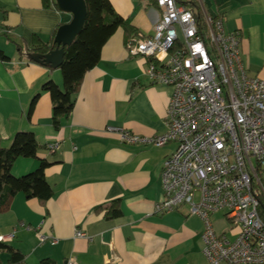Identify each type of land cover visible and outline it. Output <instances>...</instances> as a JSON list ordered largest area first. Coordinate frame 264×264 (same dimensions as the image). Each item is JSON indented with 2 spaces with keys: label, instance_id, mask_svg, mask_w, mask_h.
<instances>
[{
  "label": "crops",
  "instance_id": "obj_1",
  "mask_svg": "<svg viewBox=\"0 0 264 264\" xmlns=\"http://www.w3.org/2000/svg\"><path fill=\"white\" fill-rule=\"evenodd\" d=\"M111 2L117 13L132 18L130 36L154 32L160 10L150 0ZM201 3L208 14L224 18L226 31L241 33L244 67L250 76L264 79V0ZM70 19L43 0H0V48L10 57L0 59V144L9 146L18 131L34 132L42 146L38 156L19 158L13 173L33 171L47 160L45 174L53 188L48 200L18 193L0 212V236L15 232L9 242L26 255L27 264L45 258L57 264L70 258L78 264H210L203 252L204 222L190 213L189 204L170 213L155 211L164 196L163 162L177 143H130L119 131L107 129L113 125L147 137L167 131L173 88L151 83L144 58L129 54L130 36L123 27L104 45L99 63L82 80L73 111L55 128L51 96L42 86L49 79L62 85L61 70L27 59L16 42L32 48L38 36L52 43ZM50 144L55 149H47ZM115 201L122 213L111 218L108 211ZM212 221L230 240L239 232L225 211L215 213ZM77 229L93 239L77 237ZM39 232L57 237L58 243L40 245ZM7 260L2 253L0 262Z\"/></svg>",
  "mask_w": 264,
  "mask_h": 264
},
{
  "label": "built area",
  "instance_id": "obj_2",
  "mask_svg": "<svg viewBox=\"0 0 264 264\" xmlns=\"http://www.w3.org/2000/svg\"><path fill=\"white\" fill-rule=\"evenodd\" d=\"M155 1L160 18L154 32L135 33L126 46L131 56L144 58L152 84L173 88L167 131L147 137L113 125L107 129L130 143H177L163 162L164 196L155 211L189 204L204 222L203 252L210 264H264V79L247 73L241 33L226 31L223 17L204 7L203 26L177 0ZM219 211L239 227L233 240L214 227L212 216ZM38 236L40 245L58 243L53 235ZM76 236L93 239L81 229ZM14 238L15 232L0 236ZM66 264L78 262L70 258Z\"/></svg>",
  "mask_w": 264,
  "mask_h": 264
},
{
  "label": "trees",
  "instance_id": "obj_3",
  "mask_svg": "<svg viewBox=\"0 0 264 264\" xmlns=\"http://www.w3.org/2000/svg\"><path fill=\"white\" fill-rule=\"evenodd\" d=\"M85 1L87 5L86 22L72 44L65 47V58L59 68L62 73L63 84L60 85L54 79H49L42 86V90L51 96L52 121L57 129L61 127V119L69 116L73 111L75 96L82 80L87 71L99 63L102 49L107 41L119 27L125 29L127 36L135 31L131 23L132 18H125L117 13L111 0ZM177 1L193 10L200 23L204 21V12L197 0ZM43 2L46 7L51 5L57 7L55 0H43ZM150 3L158 7L155 0H150ZM16 48L21 55H24L26 50L46 53L53 48V42H43L40 37L36 36L32 48H28L20 42H16ZM0 59L10 60L9 55L1 48ZM38 97L39 94L32 101L31 113ZM41 148V144L32 131H18L9 146L0 144V212L10 207L12 199L18 193L25 194L27 198L41 200H48L53 196V188L45 174V169L50 164L47 160H41L38 168L33 171L19 176L13 173V166L19 158L37 157ZM47 149L51 150L50 145L47 146ZM260 212L264 220V196L261 198ZM121 213L119 201H115L110 206L108 216L113 218L120 216ZM2 253L8 254V260L5 264H27L26 255L9 241L0 240V255ZM0 264L2 263L0 262ZM38 264L57 263L52 258H45Z\"/></svg>",
  "mask_w": 264,
  "mask_h": 264
},
{
  "label": "water",
  "instance_id": "obj_4",
  "mask_svg": "<svg viewBox=\"0 0 264 264\" xmlns=\"http://www.w3.org/2000/svg\"><path fill=\"white\" fill-rule=\"evenodd\" d=\"M61 12L71 15L69 22L63 23L57 30L53 48L46 53L26 50L25 56L51 69H58L65 58V47L72 44L82 31L87 19L85 0H55Z\"/></svg>",
  "mask_w": 264,
  "mask_h": 264
},
{
  "label": "rangeland",
  "instance_id": "obj_5",
  "mask_svg": "<svg viewBox=\"0 0 264 264\" xmlns=\"http://www.w3.org/2000/svg\"><path fill=\"white\" fill-rule=\"evenodd\" d=\"M182 1H187V0H182ZM199 3H200V6H201V8H202V11H203V9H204V6H203V4L201 3V0H199ZM206 7V6H205ZM204 12V11H203ZM60 70V69H59ZM17 176H19V175H17Z\"/></svg>",
  "mask_w": 264,
  "mask_h": 264
}]
</instances>
